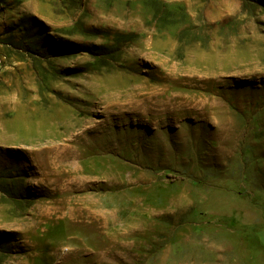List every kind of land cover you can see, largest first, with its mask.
I'll return each mask as SVG.
<instances>
[{"label": "rangeland", "instance_id": "1", "mask_svg": "<svg viewBox=\"0 0 264 264\" xmlns=\"http://www.w3.org/2000/svg\"><path fill=\"white\" fill-rule=\"evenodd\" d=\"M0 264H264V0H0Z\"/></svg>", "mask_w": 264, "mask_h": 264}, {"label": "trees", "instance_id": "2", "mask_svg": "<svg viewBox=\"0 0 264 264\" xmlns=\"http://www.w3.org/2000/svg\"><path fill=\"white\" fill-rule=\"evenodd\" d=\"M57 47L61 52H64V53H76L77 52L76 47L74 45H71V44L63 43V44H59ZM75 71H76V69H74L73 72H75Z\"/></svg>", "mask_w": 264, "mask_h": 264}]
</instances>
